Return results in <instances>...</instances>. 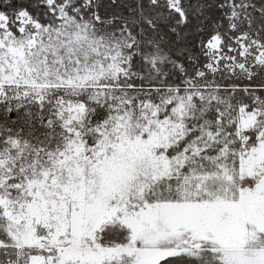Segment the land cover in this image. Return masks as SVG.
Here are the masks:
<instances>
[{
  "label": "snow or ice",
  "instance_id": "1",
  "mask_svg": "<svg viewBox=\"0 0 264 264\" xmlns=\"http://www.w3.org/2000/svg\"><path fill=\"white\" fill-rule=\"evenodd\" d=\"M0 264H264V0H0Z\"/></svg>",
  "mask_w": 264,
  "mask_h": 264
}]
</instances>
